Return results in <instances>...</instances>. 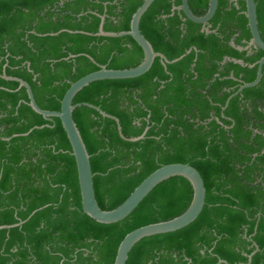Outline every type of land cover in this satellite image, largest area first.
Returning <instances> with one entry per match:
<instances>
[{
  "label": "trees",
  "instance_id": "obj_1",
  "mask_svg": "<svg viewBox=\"0 0 264 264\" xmlns=\"http://www.w3.org/2000/svg\"><path fill=\"white\" fill-rule=\"evenodd\" d=\"M143 0H0V264H113L129 232L170 220L192 199L181 176L157 185L123 220L102 224L81 206L75 159L61 121L28 105L59 111L70 85L99 70L129 69L143 58L128 31ZM181 0H154L139 28L155 52L150 69L130 79L99 80L77 93L119 120L85 106L73 118L90 156L102 210L119 206L162 165L189 164L204 183L205 203L189 225L140 240L126 264H264V65L259 83L226 100L257 73L264 52L251 39L243 0H218L201 24L173 10ZM203 15L208 0H188ZM264 41V0H255ZM55 34V35H50ZM241 48V49H239ZM240 60L243 64L234 62ZM254 65V66H252ZM41 127V128H35ZM32 129V130H31ZM29 132L27 135H22Z\"/></svg>",
  "mask_w": 264,
  "mask_h": 264
},
{
  "label": "water",
  "instance_id": "obj_2",
  "mask_svg": "<svg viewBox=\"0 0 264 264\" xmlns=\"http://www.w3.org/2000/svg\"><path fill=\"white\" fill-rule=\"evenodd\" d=\"M243 1L245 3V16L247 18V22H248L247 24L251 34V39L248 43V46L249 47L254 46L256 48L261 49L264 52V41L261 38L258 28L255 0H243ZM153 2L154 0H143L141 5L136 9V11L133 13L131 17L130 27L128 31H122V32L104 31L103 30L104 16H101L99 29L95 35L103 36V37H122V36L132 37L133 40L142 49L143 52L142 61L137 66L129 69L115 70V69H107L105 66H100L99 70L91 72L81 77L77 81L73 82L70 85V87L66 90L61 100L59 111H49L40 108L35 101L31 87L26 81L17 77L7 76L6 74L2 75V78H4L5 80L17 82L19 84V88L23 87L25 89L28 97V105L35 113L41 115L44 119L47 120L52 117H56L61 121L62 127L66 133L67 139L71 146L72 155L75 159L82 210L93 220L102 224H111L123 220L137 207V205L148 195L150 191H152L157 185H159L163 181L170 179L172 177L181 176L186 178L190 182L193 192H192V199L186 210L182 212L180 215L170 220L148 224L129 232L120 242L117 248V252L113 264H126L131 249L140 240L158 234L174 232L189 225L201 213L205 203V187L199 172L189 164L171 163V164L162 165L156 170H154L152 173H150L145 179H143L136 186V188L119 206H117L112 210H102L97 204V201L95 199L94 187H93V174L90 165V156L87 152L81 134L73 118L74 110L77 107L85 106L98 111L103 117H107L114 120L115 123L117 124V129L122 139L135 142L144 137L145 132L138 137L125 138L121 132L119 120L116 117L107 114L106 112L102 111L100 108L92 104L89 103L74 104L73 101L77 93L92 82L99 80L136 78L138 76L143 75L150 69L156 57L160 58L163 64L165 65L168 63L176 62L184 56L182 55L172 61H168L163 54L155 52L153 50V47L150 44V42L141 33L139 28L140 20ZM217 6H218V0H208L207 11L203 15L199 16V15H195L192 12V10L189 7L188 0H181L180 5L175 6L173 10L182 11V13L187 19H189L194 23L201 24L203 26V30L208 31L206 24L214 16ZM50 35H55V34H50ZM234 62L243 64L242 61L240 60H234ZM254 65L257 66V73L255 79L252 82L242 84L237 89L236 92H234L231 96H229L225 102V105L222 107V110L226 108L229 100L233 96L237 95L245 88L253 87L259 83L262 77L264 55ZM35 128H41V127H35ZM31 130H29L27 133H24L22 135H27L29 132H31ZM262 152H264V150ZM20 224L21 222L11 226L3 225L0 226V230L17 226ZM254 246H255V250L248 256L247 264L251 261L253 254L258 250V247L255 244ZM215 264H229V263L226 262L225 260L219 259ZM239 264H244V263H239Z\"/></svg>",
  "mask_w": 264,
  "mask_h": 264
},
{
  "label": "flooded vegetation",
  "instance_id": "obj_3",
  "mask_svg": "<svg viewBox=\"0 0 264 264\" xmlns=\"http://www.w3.org/2000/svg\"><path fill=\"white\" fill-rule=\"evenodd\" d=\"M248 43H249V42H248ZM251 47H254V46H251ZM251 47H249L248 44H247V46H246L245 48H243V49L250 51V48H251ZM255 48H256V47H255ZM239 49H241V48H239Z\"/></svg>",
  "mask_w": 264,
  "mask_h": 264
}]
</instances>
